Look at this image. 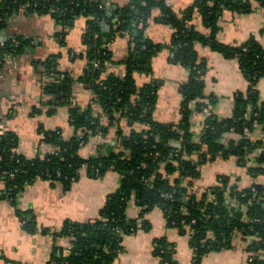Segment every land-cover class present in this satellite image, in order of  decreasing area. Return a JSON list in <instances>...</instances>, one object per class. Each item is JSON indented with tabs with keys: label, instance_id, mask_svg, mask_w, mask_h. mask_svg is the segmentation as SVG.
<instances>
[{
	"label": "trees",
	"instance_id": "1",
	"mask_svg": "<svg viewBox=\"0 0 264 264\" xmlns=\"http://www.w3.org/2000/svg\"><path fill=\"white\" fill-rule=\"evenodd\" d=\"M253 1L264 8V0ZM22 7L29 15H50L61 29L56 34L61 46H65L66 30L79 18H85L82 36L85 51L77 57L87 62L83 74L75 79L60 69V54L32 61L40 75L43 95L48 97L47 114L51 116L57 108L69 106L68 120L73 135L65 138L60 130H49L40 124L41 141L53 151L27 158L15 153L16 134L0 130V180L4 182L1 198L17 208L16 198L26 185L43 180L69 188L78 180L83 167L89 175L94 172L95 178L103 177L107 171L119 175L118 188L108 195L96 219L85 224L72 221L63 224L59 236L70 239L68 254L55 247L47 264H114L123 252V238L139 229H148V223L142 219L155 207L162 211L168 228L189 236L192 264H201L203 257L212 251L231 249L234 232L241 233L245 239L254 238L245 249L250 255L249 264H264V185L255 182L239 189L229 176H219L215 185L200 190L195 186L201 178V168L216 159L235 158L253 179L264 177V138L250 139L256 126L264 134V103L259 102L257 90L258 81L264 77V47L253 38L236 47L222 45L215 39L221 13L249 12L250 0H196L180 13L167 8L165 0H128L112 19L108 18L101 0H0V30L9 27L8 20ZM153 10L160 13L155 21L174 29L166 45L171 52L170 62L189 74L180 90L182 101L177 124L153 119L157 82L135 84V74H151V59L162 48L144 36ZM196 14L205 33L196 31L192 23ZM107 23L110 30L105 33L102 25ZM125 35L133 40L132 51L120 62L125 73L108 74L112 55L104 39ZM15 43L18 45L14 46ZM195 44L207 45L225 59H236L248 83L245 92L233 97L230 118L206 117L199 142L194 141L191 132V117L208 105L200 102L205 98L202 81L205 64L198 59ZM29 46V39L11 35L0 44V59L3 54L15 59L25 54ZM2 64L0 60V67ZM75 83L92 93L98 110L91 105L83 109L71 106ZM208 99L209 105L216 102L212 96ZM40 112L34 109L31 114ZM122 125L130 131L125 133ZM136 125L143 127L138 129ZM112 128L116 130L113 145L98 146L95 155L87 158L80 156L79 150L90 139L106 138ZM230 132L238 140L223 143L225 134ZM177 142L180 148L172 146ZM252 154H256L255 161L248 165ZM132 198L140 210L134 219L126 215ZM17 213L24 227L33 232L24 213ZM152 254L160 264H177L175 246L166 239L155 240Z\"/></svg>",
	"mask_w": 264,
	"mask_h": 264
},
{
	"label": "crops",
	"instance_id": "2",
	"mask_svg": "<svg viewBox=\"0 0 264 264\" xmlns=\"http://www.w3.org/2000/svg\"><path fill=\"white\" fill-rule=\"evenodd\" d=\"M101 1L109 19L128 2ZM165 1L170 3L174 12L180 13L191 7L196 0ZM250 5L249 12L239 14L225 10L221 13L215 34L218 43L236 47L253 38L264 47V8L259 7L253 0H250ZM151 15L146 22L144 36L152 43L162 45V48L151 59V74H135V84L142 86L152 80L157 82L153 119L163 124H177L182 101L180 90L189 74L183 67L170 62L171 52L166 45L170 43L174 29L167 23L155 21L160 15L159 10H153ZM192 23L196 31L206 32L198 14ZM85 24L86 19L79 18L66 30L65 46H61L57 40L56 34L61 32V29L50 15L36 16L24 12L14 16L6 30H0V44L14 34L30 41L29 50L25 54L12 58L0 67V130L6 129L16 134L17 153L24 157L44 156L53 151L52 147L41 141L38 132L40 124L49 130H60L65 138L73 135L68 120L69 106L57 108L51 116L47 114L50 109L45 105L48 97L43 95L40 75L32 61L60 54V69L78 79L83 74L87 62L85 58L77 57L85 51L82 39ZM107 24L102 25L105 33L110 30L109 23ZM106 39L104 42L108 43V50L112 55V62L107 65V73L124 75V66L120 62L133 49L132 36L114 37L109 41ZM195 51L198 59L205 64L202 76L205 98L202 100L208 102L209 115H214L219 120L230 118L234 108L233 97L248 88L238 61L225 59L222 54L207 45L195 44ZM257 90L259 102L264 103V77L258 81ZM92 96L89 90L76 83L72 103L83 109L90 105ZM211 96L216 102L209 105L208 98ZM34 109L41 112L31 114ZM207 116V113H194L191 117V132L195 142H199ZM142 127L135 126L138 129ZM123 129L125 133L130 131L127 126ZM115 131V128H112L106 138L90 139L89 143L79 150L80 156L87 158L95 155L98 146L113 145L116 141ZM262 138L264 134L261 127L256 126L250 134V139L256 141ZM229 140L237 141L238 136L233 132L225 134L223 143ZM255 157L256 154L250 155L248 165H253ZM201 173V178L195 185L199 190L215 185L219 176H229L231 182L239 189L247 188L255 182L264 185V177L253 179L247 168L239 166L235 158L216 159L204 165ZM94 175V172L89 175L83 167L78 180L69 188L60 183L52 185L49 181L35 180L18 194L17 208L1 198L4 182L0 180V264H47L55 247H61L67 255L70 239L59 236L63 224L66 221L85 224L96 219L108 195L118 188L119 175L114 171H107L100 178H95ZM17 211L24 213L27 224H32L33 232L24 227V221ZM139 212L132 198L126 208V215L134 219L139 216ZM142 220L148 223L149 228L139 229L123 238V252L114 264H160L152 254L154 242L158 239H166L175 246L177 264H192L189 236L180 234L177 229L168 228L158 207L145 214ZM253 239L237 236L233 238L231 249L212 251L203 257L201 264H249L250 255L245 249Z\"/></svg>",
	"mask_w": 264,
	"mask_h": 264
},
{
	"label": "built area",
	"instance_id": "3",
	"mask_svg": "<svg viewBox=\"0 0 264 264\" xmlns=\"http://www.w3.org/2000/svg\"><path fill=\"white\" fill-rule=\"evenodd\" d=\"M165 6H166L167 8H170V3L167 2V1H165ZM24 12H25V9H24V7H22V8L19 9V11H18L14 16L21 15V14H23ZM14 16H13V17H14ZM13 17H12V18H13ZM12 18H10V19L8 20V22H10V20H11ZM4 42H6V40H5ZM17 45H18V43H15V44H14V46H17ZM11 59H12L11 56L6 55V54H3V56L1 57L0 60H2L3 63H6L7 61H10ZM94 65H95V67H96V66H97V63H94ZM75 84H76V83H75ZM75 84L73 85V88H72V98H73V96H74V86H75ZM72 98H71V106H73ZM93 98H94V97L92 96V100H91L90 105H91L95 110H98L99 107H98L95 103H93ZM200 102H202V103L205 104V105H208V102L205 101V100H201ZM10 103H13V104H14V102H10ZM200 113H207L208 116H210L209 113H208V108H204V109L202 110V112H200ZM208 116H207V117H208ZM3 130H4V129H3ZM3 130H1V131H3ZM97 138L99 139V138H102V137H97ZM15 153H17V148L15 149ZM17 154H18V153H17ZM11 176H12V175H11ZM249 222L251 223V222H253V221H249ZM234 233H235V234H234V238L237 237V236H241V237H242L241 233H236V232H234Z\"/></svg>",
	"mask_w": 264,
	"mask_h": 264
},
{
	"label": "water",
	"instance_id": "4",
	"mask_svg": "<svg viewBox=\"0 0 264 264\" xmlns=\"http://www.w3.org/2000/svg\"><path fill=\"white\" fill-rule=\"evenodd\" d=\"M172 146L176 147V148H180V144L179 143H172ZM92 174H93V172H92Z\"/></svg>",
	"mask_w": 264,
	"mask_h": 264
}]
</instances>
